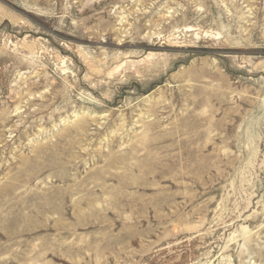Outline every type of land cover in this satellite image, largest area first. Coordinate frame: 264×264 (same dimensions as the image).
<instances>
[{
  "label": "rangeland",
  "instance_id": "1",
  "mask_svg": "<svg viewBox=\"0 0 264 264\" xmlns=\"http://www.w3.org/2000/svg\"><path fill=\"white\" fill-rule=\"evenodd\" d=\"M0 264H264V0H0Z\"/></svg>",
  "mask_w": 264,
  "mask_h": 264
},
{
  "label": "bare ground",
  "instance_id": "2",
  "mask_svg": "<svg viewBox=\"0 0 264 264\" xmlns=\"http://www.w3.org/2000/svg\"><path fill=\"white\" fill-rule=\"evenodd\" d=\"M190 30V29H189ZM119 68V67H118ZM117 70V69H116ZM120 70V69H119ZM118 71V70H117ZM114 72H116V71H114ZM77 130H86V128H87V122L85 121V120H82V121H80L77 125ZM75 126V127H76Z\"/></svg>",
  "mask_w": 264,
  "mask_h": 264
}]
</instances>
